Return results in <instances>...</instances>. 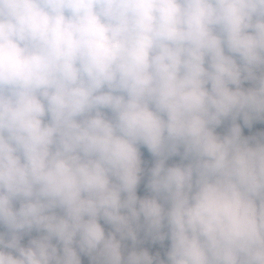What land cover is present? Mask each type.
<instances>
[{
	"label": "clouds",
	"instance_id": "9594fccd",
	"mask_svg": "<svg viewBox=\"0 0 264 264\" xmlns=\"http://www.w3.org/2000/svg\"><path fill=\"white\" fill-rule=\"evenodd\" d=\"M258 121L264 0H0V264H264Z\"/></svg>",
	"mask_w": 264,
	"mask_h": 264
},
{
	"label": "trees",
	"instance_id": "16d2710c",
	"mask_svg": "<svg viewBox=\"0 0 264 264\" xmlns=\"http://www.w3.org/2000/svg\"><path fill=\"white\" fill-rule=\"evenodd\" d=\"M246 87L250 86L248 84L245 85ZM238 123L241 124V127H243V120L240 119L239 121H237ZM231 125V121H226L220 128L222 127H226V128H230ZM243 129V128H242ZM250 131H252L255 135H257L258 133L264 132V122H255L252 126V128L250 129ZM250 131L247 129H243L244 135L247 136ZM145 159L148 161V163H146L145 165V176L148 178V174H147V170L149 168H151L153 166L154 160L153 158H151L150 156H148L147 153H145ZM180 162V157H173L171 160V163L169 165L175 164V163H179ZM143 239V236H141ZM28 242V240H26ZM129 247H131V241L127 242ZM140 247L142 248H146L152 255H155L156 253L160 254L161 259H166V252L169 248V246L163 244H160L159 242L157 243H152L150 240L149 241H145L143 244L140 245Z\"/></svg>",
	"mask_w": 264,
	"mask_h": 264
},
{
	"label": "rangeland",
	"instance_id": "374dc122",
	"mask_svg": "<svg viewBox=\"0 0 264 264\" xmlns=\"http://www.w3.org/2000/svg\"><path fill=\"white\" fill-rule=\"evenodd\" d=\"M228 130L229 129H226L225 127H222L220 129H217V132H218V134L224 135V134H227ZM253 135H255V134L252 131H250V133L247 136H253ZM171 160H169V162H168L169 164L171 163ZM147 181H148V178L144 175V178L142 179L141 185L138 188V193H137L141 197L149 195V193L147 192L146 187H145L146 184H147ZM107 230L108 229L106 228V231ZM36 235H38V234L36 232H33L31 234V236H26L23 242L25 244H27L26 240H29L30 238H32V237H34ZM141 236H143V233L141 234ZM164 244L167 245V246H170V241H165ZM81 259H82L83 264H90V261H89V259L86 256H82Z\"/></svg>",
	"mask_w": 264,
	"mask_h": 264
}]
</instances>
